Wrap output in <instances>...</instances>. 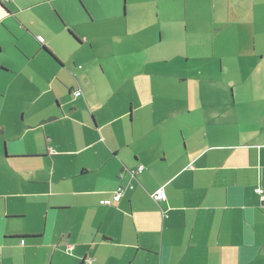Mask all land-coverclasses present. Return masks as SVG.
<instances>
[{
	"label": "crops",
	"instance_id": "obj_1",
	"mask_svg": "<svg viewBox=\"0 0 264 264\" xmlns=\"http://www.w3.org/2000/svg\"><path fill=\"white\" fill-rule=\"evenodd\" d=\"M90 6L0 2V264H264V0H225L201 118L187 88L177 97L190 78L157 48L163 28L115 34V5L104 39L143 47H97L77 30L97 23Z\"/></svg>",
	"mask_w": 264,
	"mask_h": 264
},
{
	"label": "rangeland",
	"instance_id": "obj_2",
	"mask_svg": "<svg viewBox=\"0 0 264 264\" xmlns=\"http://www.w3.org/2000/svg\"><path fill=\"white\" fill-rule=\"evenodd\" d=\"M90 9L95 11L97 23L84 24L78 26L77 30L86 35L88 39L96 40V46H104V42H108L110 46L123 48H141L143 43L139 38H132L128 36H117L110 42L104 37L112 35L108 26H106L107 18L111 15L112 7L115 5L119 7L120 15L115 22L110 23L114 27V33L118 34L127 24V28H142L144 26L150 28L154 40H159L160 28H163L162 44L157 48H173L171 55L175 57L173 64V75L177 79H182L183 76H188L190 79L186 86L180 84L178 99L182 101V90L187 88L192 93L194 98L195 114L202 117V114L207 111L206 104L208 100L199 98V84L197 76H199V65L211 64L214 68L218 67L219 60V45H220V24L218 18L221 12L225 9V0H89ZM144 1L145 4L141 9L131 7L132 3ZM127 4L129 15L124 17L125 6ZM159 12V17L155 16V12ZM118 12V10H117ZM97 14V15H96ZM118 15V14H117ZM232 27V26H231ZM229 32V29L228 31ZM147 32L143 33L141 37H145ZM89 46V44H88ZM155 51L152 49L151 52ZM156 53L153 54L155 56ZM2 56H7L5 53ZM203 55L211 56L212 63L203 61ZM204 56V57H205ZM157 57V56H156ZM154 58V57H153ZM155 59V58H154ZM132 64V63H131ZM217 70V69H216ZM217 71L211 74L217 77ZM211 73V72H210ZM206 86V85H205ZM212 97L218 99L222 96L225 88L219 84L208 85ZM207 88V86L205 87ZM204 88V89H205ZM203 89V87L201 88ZM206 96H209L206 94ZM204 101V102H203ZM213 102V100L211 101ZM218 105V104H217ZM181 107V104L179 105ZM217 106H211L208 111L213 115ZM206 120V119H204ZM211 126V125H210ZM202 128V127H201ZM181 150H184L183 143Z\"/></svg>",
	"mask_w": 264,
	"mask_h": 264
},
{
	"label": "built area",
	"instance_id": "obj_3",
	"mask_svg": "<svg viewBox=\"0 0 264 264\" xmlns=\"http://www.w3.org/2000/svg\"><path fill=\"white\" fill-rule=\"evenodd\" d=\"M0 2H8V0H0ZM37 40L39 42H42L43 39L41 37H38ZM73 96L75 98L81 97L82 96V92L81 90L78 88L73 92ZM144 170L143 166H138V168L136 170H133L130 172L131 176H135L138 173H141ZM258 192L260 193L261 190H258ZM123 196V189L120 188L118 189V191L115 193V195L113 196L112 200H107L105 202L106 206H111L112 203H117L120 201L121 197ZM152 199L155 203L159 204L160 202L165 201L166 199V194L164 190H158L153 196ZM83 264H92V260L90 259H86L85 262Z\"/></svg>",
	"mask_w": 264,
	"mask_h": 264
},
{
	"label": "trees",
	"instance_id": "obj_4",
	"mask_svg": "<svg viewBox=\"0 0 264 264\" xmlns=\"http://www.w3.org/2000/svg\"><path fill=\"white\" fill-rule=\"evenodd\" d=\"M1 3H6V2H1ZM69 34L71 35L72 38H74L76 41H78V39L74 36V34L72 32H69ZM38 38V37H37ZM39 42V41H38ZM43 42V41H42ZM42 42H39V43H42ZM47 52V50H45ZM133 171V170H132ZM120 189V188H119ZM123 189V188H122ZM118 191V190H117ZM123 192H124V189H123Z\"/></svg>",
	"mask_w": 264,
	"mask_h": 264
}]
</instances>
